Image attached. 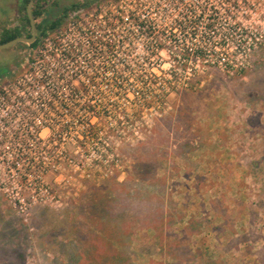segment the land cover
<instances>
[{
  "label": "rangeland",
  "instance_id": "1",
  "mask_svg": "<svg viewBox=\"0 0 264 264\" xmlns=\"http://www.w3.org/2000/svg\"><path fill=\"white\" fill-rule=\"evenodd\" d=\"M252 1L254 13L219 16L206 44L141 48L123 43L120 23L104 28L113 0H48L46 23L83 6L43 54L57 34L86 44L77 70L94 114L82 107L80 142L66 126L60 184L50 177L62 208L24 221L0 193V264H264V0ZM23 8L0 0V29L27 28ZM78 28L109 30L114 53ZM187 50V62L171 58ZM40 55L0 49V77L19 65L15 81Z\"/></svg>",
  "mask_w": 264,
  "mask_h": 264
},
{
  "label": "built area",
  "instance_id": "2",
  "mask_svg": "<svg viewBox=\"0 0 264 264\" xmlns=\"http://www.w3.org/2000/svg\"><path fill=\"white\" fill-rule=\"evenodd\" d=\"M112 4L119 8L103 21L104 28L108 25L113 29L120 23L125 32L123 43L141 48H188L204 41L206 44L209 32L222 25L216 23L221 19L219 16L254 13L257 9L252 0H116ZM79 29L80 34L88 35L85 29ZM108 31L109 35L103 32L106 35L103 37L91 30V35L84 39L92 49L103 47L113 54L115 44L109 39ZM59 35L51 42L49 55L43 51L51 36L33 49L41 53L39 58L45 64L0 87V193L24 221L39 206L63 207L58 186L50 177L56 176L54 182L60 184L62 161L68 158L64 148L66 126L76 127L74 140L80 142L77 128L82 107L94 114V105H81L86 88L81 86L80 79L86 73L77 70L76 57L86 49V44L81 41L65 44ZM245 41L238 40V46ZM186 52L173 54L171 58L187 62L191 50ZM69 62L76 70L69 68Z\"/></svg>",
  "mask_w": 264,
  "mask_h": 264
},
{
  "label": "trees",
  "instance_id": "3",
  "mask_svg": "<svg viewBox=\"0 0 264 264\" xmlns=\"http://www.w3.org/2000/svg\"><path fill=\"white\" fill-rule=\"evenodd\" d=\"M23 1H24V8L22 11L25 12V16H24L25 18L23 19V21H25L28 24V27L27 28L23 27V30L17 29L15 31L8 30V31L4 32V34L1 36L0 44L9 42V41H11V40H13L19 36H28L29 37L31 35L30 20L28 18L27 12H26L29 0H23ZM113 1H116V0H113ZM47 4H48V0H40L38 2L36 1V5L33 9V14H34V17L37 21V30H40V31L42 30V34L40 35V37L37 38V41L30 46V48L32 50L38 48L40 46V44L42 43V41L45 38H47L48 36H50V33L52 31L57 30V28L59 30V28H61V26H62L61 24H62L64 18L67 17L71 11H74V10L80 11L83 9V6H81V5L72 6L71 8L66 9L65 17H62L59 21L56 20V21L46 23L44 20H41V19H42L43 15L46 13Z\"/></svg>",
  "mask_w": 264,
  "mask_h": 264
},
{
  "label": "water",
  "instance_id": "4",
  "mask_svg": "<svg viewBox=\"0 0 264 264\" xmlns=\"http://www.w3.org/2000/svg\"><path fill=\"white\" fill-rule=\"evenodd\" d=\"M34 3H35V0H29L27 9H26L28 18L30 20V25H31V35L29 37L19 36L9 42L0 44L1 50L13 48L19 44H25L30 48V46L37 41V21L33 14Z\"/></svg>",
  "mask_w": 264,
  "mask_h": 264
},
{
  "label": "flooded vegetation",
  "instance_id": "5",
  "mask_svg": "<svg viewBox=\"0 0 264 264\" xmlns=\"http://www.w3.org/2000/svg\"><path fill=\"white\" fill-rule=\"evenodd\" d=\"M19 65L16 66L15 68L12 67V68H9L11 69L10 71L8 70L7 73L5 75H2L0 77V87L7 81L11 80L12 78H14V76L19 72ZM18 69V70H17Z\"/></svg>",
  "mask_w": 264,
  "mask_h": 264
},
{
  "label": "crops",
  "instance_id": "6",
  "mask_svg": "<svg viewBox=\"0 0 264 264\" xmlns=\"http://www.w3.org/2000/svg\"><path fill=\"white\" fill-rule=\"evenodd\" d=\"M19 10V9H18ZM11 23H8L7 26H5L4 28H1L0 31L2 32H6L10 29H12L13 27L15 26H18L20 30H23V23H22V20H15L14 23L13 21H10Z\"/></svg>",
  "mask_w": 264,
  "mask_h": 264
}]
</instances>
